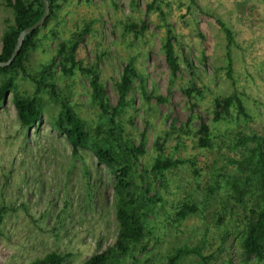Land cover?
Segmentation results:
<instances>
[{"label": "rangeland", "instance_id": "374dc122", "mask_svg": "<svg viewBox=\"0 0 264 264\" xmlns=\"http://www.w3.org/2000/svg\"><path fill=\"white\" fill-rule=\"evenodd\" d=\"M160 1L167 12L165 19L172 23L178 37L181 71L174 81L161 52L165 28L159 27L162 21L157 12H147L152 0H57L56 14L41 26L40 39L31 51L26 71L28 75H38L55 55L58 42L69 39L88 23L90 29L78 54L84 63L101 57L102 81L114 103V82L124 62L135 57L148 93L155 91L166 98L147 99L136 81L130 93L133 102L124 114L126 133L135 142L144 137L146 145L135 179L141 183L144 175L151 184L149 194L158 189L160 198L146 220L145 239L149 246L145 251L138 249L136 262L131 263L132 258L127 257L120 264H156L174 246L195 244L205 230L209 245L206 249L215 257L213 264H240L236 233L241 223L236 222V214L228 213L229 218L218 224L213 208L223 195L232 202L228 178L222 179L217 196L208 203L204 214H191L180 224L174 222L173 215L187 194L203 196L202 186L210 180L206 167L214 161L216 167H221L225 162L217 154V149L224 148L218 147L222 140L231 144L238 129L264 135V0ZM127 18L149 22L143 37L132 39L125 32ZM219 19L232 31L231 46L216 22ZM11 20V9L0 0V49L6 22ZM27 74L17 75V89L33 93L34 82ZM61 74L60 67H56L59 88L70 93V102L92 131L102 118L96 105L90 103L88 78L80 73L71 77ZM192 84L200 93L194 89L190 98L184 89ZM234 92L243 99L248 118L243 114L237 118L233 108V118L214 122V98ZM12 95L10 92L7 100L0 103V204L10 209L0 227V263L32 264L36 258L56 250L68 254L64 264H80L116 240L113 176L89 148L82 149L78 156L72 155L65 136L53 126L60 105L48 92L40 94L41 118L30 128L22 127L16 118ZM201 121L212 128V149L196 148L195 132ZM183 127L188 132L180 130ZM179 134L182 142L176 139ZM157 140L163 144L165 156L195 158L197 162L195 166L185 163L168 170L165 184L160 187L150 172L159 152ZM241 152V148L231 149L227 155L240 158ZM195 168L199 175L194 174ZM225 173L233 175L238 171L229 164ZM234 205L239 214L243 212L242 203ZM225 231L231 232L226 242L221 238ZM181 264L198 263L192 258ZM250 264H264V260Z\"/></svg>", "mask_w": 264, "mask_h": 264}, {"label": "trees", "instance_id": "16d2710c", "mask_svg": "<svg viewBox=\"0 0 264 264\" xmlns=\"http://www.w3.org/2000/svg\"><path fill=\"white\" fill-rule=\"evenodd\" d=\"M49 2L51 11L43 26L48 24L58 9L57 0H49ZM2 3L12 12V20L6 22L2 35L0 61L4 62L11 57L19 33L43 15L44 0H2ZM147 12L148 14L157 12L162 21L159 27L165 28L161 52L168 66L170 78L174 81L181 71L176 49L177 34L172 23L165 19L167 12L160 0L149 2ZM127 20L125 32L130 33L132 39H140L149 28L147 20L142 22L132 18H127ZM216 22L224 29L228 46H231L233 44L231 29L221 19L216 20ZM41 28L26 35L19 53L11 65L0 66V103L7 100L10 92L13 93L12 102L16 110V118L24 128L33 127L41 118V93L48 92L52 99L60 105L53 126L65 136L66 141L71 146L72 155L78 156L82 149L89 148L96 159L109 168L114 179L113 195L118 224L116 240L103 251L96 252L84 259L80 264H120L127 257L132 258L131 263L136 262L138 259L135 255L138 249L145 251L149 246V241L145 239L147 235L146 220L160 195L158 189L155 193L149 194L151 184L145 180L144 175L142 177L140 174L141 183H137L135 179L134 174L138 170L140 157L146 153V145L144 137L139 142H135L126 133L124 114L133 102L130 93L134 89L136 81L139 82V88L147 99L155 96L159 101H164L166 98L155 91L148 93L144 76L135 63V57H131L124 62V66L114 82L116 99L114 103H111L102 81L101 57L98 56V60L92 63H84L78 54V50L85 40V35L90 29L88 23L85 27L73 32L69 39L58 42L55 55L49 63L42 67L38 75H28L26 63L31 51L37 47ZM227 58L228 73L231 76L233 65L230 51ZM189 65L192 67L191 63ZM56 67H60L61 75L64 77H71L80 73L88 78L90 103L93 106L96 105L102 118V123H98L92 131H90L91 128L87 121L79 116L74 105L70 102V93L59 88L54 75ZM20 73L27 74L34 82L33 93L17 89V75ZM194 89L200 93L196 84L185 88L184 93L187 97L192 98ZM233 108L236 109L237 118L242 114L246 119L248 118L245 103L238 93L215 97L213 121L218 122L233 118ZM129 120L131 121V116ZM171 126L173 129L176 127L174 122ZM180 130L188 132L185 127L180 128ZM195 136L196 148L199 150L212 149L215 145L213 144L212 128L204 121L200 122ZM176 139L182 142L180 134L177 135ZM222 145L224 148H220ZM156 146L159 152L150 172L153 174L154 180L159 182L158 187L165 184V174L168 170L178 168L185 163H190L192 166L197 164L195 158L194 160L187 157L174 159L165 156L163 144L159 140L156 141ZM218 147L220 148L217 149L219 159L225 158V162L221 167H216L215 161L211 164L212 166L206 167L210 180L202 186L203 196L201 198H199V194L184 196L178 203L173 220L180 224L191 214H204L208 203L217 196L222 179L228 178L231 192L229 195L232 202L228 200L226 195L218 198L213 207L214 213L218 217L216 220L218 224H223L222 222L229 218L228 213L236 214L238 217L236 222L241 223L242 226L241 230L236 233L240 264H250L253 260L262 261L264 260V135L255 131L245 133L238 129L235 130L231 144L222 140ZM236 148L242 149L240 158L227 155L228 151ZM222 150H225V153ZM229 164L235 165L237 174L228 175L225 173ZM194 174L199 175V170L195 168ZM198 186L201 187V184ZM235 203L243 204V212L240 214L235 209ZM9 210L8 206L3 203L0 204V227ZM207 232L205 230L202 238L195 244L183 242L174 246L166 253L164 259L156 264H181L186 260H192V258L196 259L198 264H213L215 262L214 253L208 252L206 249L207 246L209 247ZM230 233V231H225L221 237L222 241L226 242ZM67 256L66 253L53 250L47 252L43 257L36 258L32 264H64ZM149 260L147 259V261Z\"/></svg>", "mask_w": 264, "mask_h": 264}, {"label": "water", "instance_id": "95a60500", "mask_svg": "<svg viewBox=\"0 0 264 264\" xmlns=\"http://www.w3.org/2000/svg\"><path fill=\"white\" fill-rule=\"evenodd\" d=\"M50 2L49 0H44V13L43 15L41 16V18L39 20H37L35 23H33L31 26L23 29L20 33H19V36H18V39H17V43L15 45V48L12 52V55L11 57L7 60V61H4V62H1L0 61V66H9L13 63V61L15 60V57L18 55L19 53V50L25 40V37L26 35H28L29 33H32L33 31H35L36 29L40 28L46 21L47 17L49 16L50 14Z\"/></svg>", "mask_w": 264, "mask_h": 264}]
</instances>
